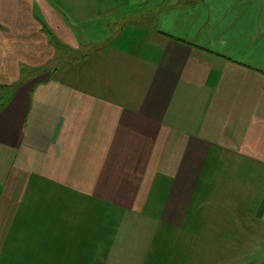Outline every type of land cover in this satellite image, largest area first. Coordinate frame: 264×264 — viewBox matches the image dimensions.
I'll use <instances>...</instances> for the list:
<instances>
[{"label":"crops","instance_id":"0c3cea01","mask_svg":"<svg viewBox=\"0 0 264 264\" xmlns=\"http://www.w3.org/2000/svg\"><path fill=\"white\" fill-rule=\"evenodd\" d=\"M183 226L264 239V0H0V264H163Z\"/></svg>","mask_w":264,"mask_h":264},{"label":"rangeland","instance_id":"374dc122","mask_svg":"<svg viewBox=\"0 0 264 264\" xmlns=\"http://www.w3.org/2000/svg\"><path fill=\"white\" fill-rule=\"evenodd\" d=\"M115 9L110 10V13H113L117 18L124 17L125 13H130L132 16L138 15L139 5L137 4H124L120 1H116ZM137 5V6H136ZM113 6V5H112ZM143 12V11H142ZM105 14H102L104 16ZM106 19V18H105ZM101 20V19H100ZM146 18L143 20V26ZM141 22V20H140ZM93 35H99V41L102 40L101 45H105V47H109L113 45V38L108 36V22L107 20L100 21L96 27L91 29ZM131 36L139 35L135 34L132 29ZM121 33L120 35H122ZM108 39H111V42H106ZM114 41V40H113ZM111 44V45H110ZM142 45V44H141ZM155 188L152 189L154 191ZM256 198H254L255 200ZM246 205H248L249 199L246 200ZM245 205V206H246ZM250 205H253L250 203ZM194 208L192 216H190V220L187 222L195 221L197 223H202V220H199L201 215L200 204L195 203L192 205ZM247 208V206L245 207ZM109 220L106 219L104 224ZM263 219H255L254 222H258L261 224ZM147 222L143 220V225L140 226H149L146 224ZM111 226L110 228H112ZM176 234H169L173 239V243L176 244L172 247L173 252L172 256H169L163 264H264V239L256 242V236H248L242 234H236L237 229L232 227V231H235V234H214L212 235V240H215L213 243L203 242V235L196 234V236L189 235V231L187 227H181ZM190 230V229H189ZM225 230L229 232L226 228ZM152 235H148L147 240L151 238ZM261 235H257L260 237ZM156 237L153 235V238ZM167 236H165L166 238ZM164 238L163 235L158 237V239ZM261 238V237H260ZM196 239V240H195ZM167 240V239H166ZM222 240V242H220ZM169 242V240H167ZM172 243V240L170 241ZM246 243H252L256 245L253 249H249ZM259 244V246H257ZM166 251V250H165Z\"/></svg>","mask_w":264,"mask_h":264}]
</instances>
